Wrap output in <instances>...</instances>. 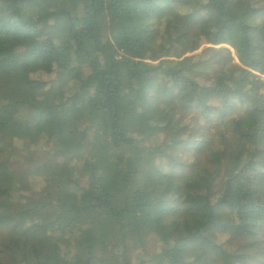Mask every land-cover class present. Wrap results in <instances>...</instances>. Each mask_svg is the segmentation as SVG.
<instances>
[{
	"label": "trees",
	"instance_id": "obj_1",
	"mask_svg": "<svg viewBox=\"0 0 264 264\" xmlns=\"http://www.w3.org/2000/svg\"><path fill=\"white\" fill-rule=\"evenodd\" d=\"M262 72L264 0H0V151L31 179L0 162V264H247L227 241L264 230Z\"/></svg>",
	"mask_w": 264,
	"mask_h": 264
},
{
	"label": "rangeland",
	"instance_id": "obj_2",
	"mask_svg": "<svg viewBox=\"0 0 264 264\" xmlns=\"http://www.w3.org/2000/svg\"><path fill=\"white\" fill-rule=\"evenodd\" d=\"M176 12H181V11L178 9ZM196 45H197V49H195L191 53H188L186 56H192V55L199 54L205 48H208V47H212L213 49H225L227 51L226 52L223 51L222 53H224V55H226V56H228L230 58V62L227 63V64H235L236 66H239L238 59H237V57L235 55V52L230 46H227V45H224V44L211 46V45L205 44V42H202V41L200 42L199 45H198V43ZM210 59H211V62L214 61V59H212V58H210ZM218 64L219 65H218L217 68H219L223 63H218ZM216 71L217 70H215V69L207 71V73L202 78H200L199 80H201V82L210 84V86H213L214 77H215V75H217ZM31 78L33 80L41 79L44 82L49 80V78L48 79L41 78V75H35V76H32ZM29 88L30 87H27L25 90L30 94L32 91L30 90L31 88L30 89ZM8 94L11 95L12 91H10ZM58 95H60V91H57L54 96H58ZM191 118L193 120H192L191 123H188L189 128L192 127V126H194V127L202 126L197 121V118H199V117L195 113V110L193 112L189 113V115L185 119V122H188L189 119H191ZM205 127H206V124L203 125V128H205ZM207 129H208V127H207ZM213 132L216 134V132L214 130H213ZM33 148H34L35 152H37L39 154L43 153V156L45 158H51L56 153V149H55V147L53 145V142L51 140L46 139V138L42 139L41 144L39 146L33 147ZM14 157H15L14 153L10 152L9 150H7V148H5V151H0V162H3L5 164L7 163L8 165L10 164L11 165L10 168L13 167L15 169L16 168L18 169V174H19L18 178H19V181H20V183H19L20 185L18 186V188L20 190V193H26L28 191V189L30 188V185H31L30 184V180L31 179H30V177H28L26 175V169H25L26 165L21 163L20 158L14 159ZM13 159H14V161H12ZM162 162H163L162 163L163 165L166 164L164 160ZM181 169H176L174 171V174L176 176L180 175L181 177H184V172ZM184 169L189 170L186 167H184ZM163 170H165V169H163ZM181 171H182V173H181ZM165 172L166 171H164V173ZM76 180L78 181L79 186H84L85 183H86V179L83 178L82 173L80 171H78L76 173ZM16 193L18 194L17 191H16ZM229 214H230V212L227 213V216ZM46 216L48 217V215H46ZM224 220H225V222L229 221V216L225 217ZM83 235H84V233L82 232L81 235H79L80 236L79 238L82 239ZM263 240H264V231L259 236V241H260L259 243L260 244H258L257 246L251 245L252 241H250V242L248 240L239 241V240H235L233 238L229 239L227 241V245L229 247H231L232 249H234V250H237L239 252H242V253L246 254L249 257V260L247 259V264H264V244H263L264 241ZM257 247L259 249H261V250H258ZM153 248L158 251V250H162L163 246L161 244H159L158 242H156V243H154ZM250 256H252L254 260H251ZM109 260H111L110 262H112L113 264H118V263H116V259L114 257H110ZM137 263H138V261L133 263V264H137Z\"/></svg>",
	"mask_w": 264,
	"mask_h": 264
},
{
	"label": "built area",
	"instance_id": "obj_3",
	"mask_svg": "<svg viewBox=\"0 0 264 264\" xmlns=\"http://www.w3.org/2000/svg\"><path fill=\"white\" fill-rule=\"evenodd\" d=\"M255 75H256V78L261 83V88H260V92L259 93H260V96L262 97V100L264 101V72H262V73H255Z\"/></svg>",
	"mask_w": 264,
	"mask_h": 264
}]
</instances>
